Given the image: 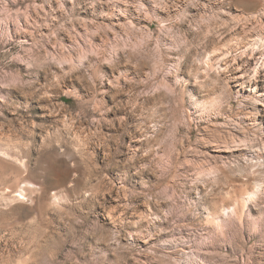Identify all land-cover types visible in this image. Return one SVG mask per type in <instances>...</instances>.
Masks as SVG:
<instances>
[{
    "label": "rangeland",
    "instance_id": "374dc122",
    "mask_svg": "<svg viewBox=\"0 0 264 264\" xmlns=\"http://www.w3.org/2000/svg\"><path fill=\"white\" fill-rule=\"evenodd\" d=\"M214 2L0 0V264H51L75 225L102 246L94 264H264V4ZM121 56L146 70L119 94L151 183L93 151L114 131L100 68ZM29 65L71 69L78 87L36 97L17 76L45 83ZM94 71L95 92L80 79ZM89 199L109 201V225L77 214Z\"/></svg>",
    "mask_w": 264,
    "mask_h": 264
},
{
    "label": "clouds",
    "instance_id": "9594fccd",
    "mask_svg": "<svg viewBox=\"0 0 264 264\" xmlns=\"http://www.w3.org/2000/svg\"><path fill=\"white\" fill-rule=\"evenodd\" d=\"M84 4L87 5V8L95 9L97 5L101 6L104 4L111 5L112 0H82ZM256 0H253L255 3ZM74 3H78V0H74ZM226 0H215L212 5L214 8H217L221 11V14H225L226 11L229 10L226 6H224ZM260 4H264V0H259ZM203 7L207 8L208 5L205 4ZM237 8L236 10H238ZM86 11V9H82ZM235 10V11H236ZM74 47V46H73ZM68 49H65L67 52ZM176 59L172 60L169 58L170 63L176 64L177 68L175 69L176 75L175 79L181 81L189 80L186 77H190L186 71L187 69V60L180 63L181 53H176ZM94 63L97 65H102L104 63L103 60H97ZM123 66V67H121ZM28 69H35L39 73H42V78L45 83H41V79H25L24 76H21L17 73V76L20 80H22L28 87H34L36 97L40 95L48 96L49 92L47 88H57L63 91V88L75 89L78 87L76 83L68 82L65 83V77H71L75 79L73 76L72 70L62 71L59 74H56L52 71L50 67L46 69H41L38 66L29 65ZM114 70H109L108 68H100V72L104 76V80L101 81L102 86L107 92V96L101 95V93L96 92V95H101V100L97 101L98 108L102 105L103 111H100V120H104V113L107 112L112 119L105 121L108 124L110 130H114L111 135L104 137L98 143L93 145V151L96 153V161L101 166L102 170L107 171V168L103 165H110L113 168V175L119 173L120 169L123 167L126 170V173L129 177V184L136 183L139 184L140 180H144L148 183H151L153 177L148 174H139L141 172V168L143 165H146L147 161L141 159L143 156H147L148 152H140L139 149H131L128 148L127 145L131 144L137 135L136 131V120L134 115L130 114L129 111L125 110V107L122 103L123 96L119 93L123 91L122 87H119L121 81H123L124 87L128 85L135 86L137 84V80H130L127 77H139L145 74V69L135 65L132 60H130L126 56H121L113 65ZM170 78L171 75H170ZM80 79H87L88 86L93 89L95 92V84L98 79L96 72L94 71L91 76H81ZM112 84V88L108 85ZM63 85V87H61ZM11 85L8 83L0 84V89L9 88ZM79 87H83V85H79ZM113 88H116V91L113 92ZM57 98L60 95V92H56L54 94ZM4 97L0 96V100H3ZM2 114V113H0ZM48 120H51L52 117L45 116ZM118 118V119H117ZM127 118V119H125ZM99 126L98 122L94 120ZM155 131V129H153ZM148 151H151L149 149ZM180 166H182V162H180ZM123 184H125L123 182ZM123 184L121 185V189L123 190ZM115 187V185H111ZM66 191H69L68 185L67 188H64ZM59 190V189H58ZM109 201L103 199H89L86 203L82 205L83 211H77V214L80 216H84L87 214L93 220L99 221L104 225H109V219L105 215V209L102 207V204H106ZM120 223H123L120 221ZM65 228L63 225H61ZM76 228L75 234H70V238L66 237L65 242L58 249L53 250V254L56 258L51 261V264H68V261L65 259L66 254H71L73 258V264H94L93 257L98 255V250L102 247L97 244L93 236L87 234L83 231V227L81 225H75ZM85 248L87 251H85ZM87 257V259H82ZM78 258V259H77Z\"/></svg>",
    "mask_w": 264,
    "mask_h": 264
},
{
    "label": "bare ground",
    "instance_id": "6f19581e",
    "mask_svg": "<svg viewBox=\"0 0 264 264\" xmlns=\"http://www.w3.org/2000/svg\"><path fill=\"white\" fill-rule=\"evenodd\" d=\"M250 16H249V19L251 20V19H253V18H256V15L254 14V13H252V15L251 14H249ZM261 20V19H260ZM251 22V21H250ZM262 24V23H261Z\"/></svg>",
    "mask_w": 264,
    "mask_h": 264
}]
</instances>
